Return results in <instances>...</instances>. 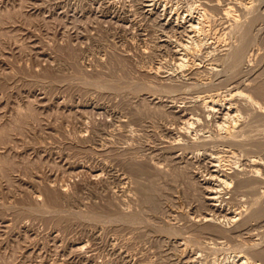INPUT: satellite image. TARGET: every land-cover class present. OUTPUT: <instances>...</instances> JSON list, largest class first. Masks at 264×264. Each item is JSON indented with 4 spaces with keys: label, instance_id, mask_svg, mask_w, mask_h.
I'll return each mask as SVG.
<instances>
[{
    "label": "rangeland",
    "instance_id": "374dc122",
    "mask_svg": "<svg viewBox=\"0 0 264 264\" xmlns=\"http://www.w3.org/2000/svg\"><path fill=\"white\" fill-rule=\"evenodd\" d=\"M240 263L264 264V0H0V264Z\"/></svg>",
    "mask_w": 264,
    "mask_h": 264
},
{
    "label": "bare ground",
    "instance_id": "6f19581e",
    "mask_svg": "<svg viewBox=\"0 0 264 264\" xmlns=\"http://www.w3.org/2000/svg\"><path fill=\"white\" fill-rule=\"evenodd\" d=\"M197 5V4H196ZM194 7H196V6H194ZM199 8V7H198ZM230 8V7H229ZM193 9V8H192ZM197 9V8H196ZM231 9V8H230ZM229 9V10H230ZM198 10V9H197ZM200 10V9H199ZM202 10H204L203 8H202ZM191 11V10H190ZM227 11V10H226ZM198 12H200V11H198ZM190 13V12H189ZM203 13V12H202ZM202 15L203 14H199L198 13V16H197V20H198V24H196L198 27H197V29H198V34L200 33V34H204L206 31H205V26H204V24H203V22H202V19L203 18H201L202 17ZM209 23V22H208ZM193 27H194V25H193ZM195 28V27H194ZM208 34V33H207ZM203 37V36H202ZM193 39V38H192ZM194 46L196 47V48H198L199 46H201V44H202V40H200V38L199 39H196V40H194ZM205 44V43H204ZM201 50V49H200ZM221 56V55H220ZM239 57V53H237V54H235L234 56H233V59H237ZM183 60V59H182ZM217 61V60H216ZM218 64V63H217ZM215 66V65H214ZM181 67V66H180ZM214 68V67H213ZM215 69V68H214ZM222 75V74H221ZM197 87V86H196ZM217 97V96H216ZM250 98V97H249ZM252 98V97H251ZM203 99V98H202ZM212 99V98H211ZM251 100V99H250ZM207 102V101H206ZM253 102H255V103H257L256 101H254V99H253ZM204 103V102H203ZM212 104H214L215 103V101H214V103L213 102H211ZM217 103V102H216ZM258 104V103H257ZM256 104V105H257ZM215 105V104H214ZM229 106V105H228ZM227 106V107H228ZM231 106V105H230ZM260 106V105H259ZM228 113V112H227ZM229 115V114H228ZM227 115V116H228ZM230 119H231V117H230ZM233 119V118H232ZM224 121V120H223ZM229 121V120H228ZM224 124H226V123H224ZM230 128V127H229ZM228 135H229V133H228ZM212 136V135H211ZM259 171V170H258ZM224 176V175H223ZM232 182V181H231ZM216 190V189H215ZM248 260V259H247ZM247 262V261H246ZM245 262V263H246ZM241 264V263H240Z\"/></svg>",
    "mask_w": 264,
    "mask_h": 264
}]
</instances>
